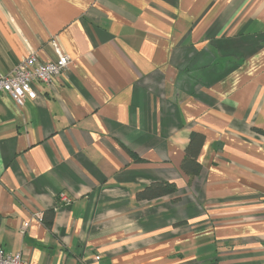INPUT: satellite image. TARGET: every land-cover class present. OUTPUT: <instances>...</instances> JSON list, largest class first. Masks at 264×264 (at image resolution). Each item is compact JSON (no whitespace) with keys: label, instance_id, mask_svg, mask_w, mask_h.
<instances>
[{"label":"crops","instance_id":"obj_1","mask_svg":"<svg viewBox=\"0 0 264 264\" xmlns=\"http://www.w3.org/2000/svg\"><path fill=\"white\" fill-rule=\"evenodd\" d=\"M53 41L67 70L22 107L0 93V247L264 264V0H0L1 75Z\"/></svg>","mask_w":264,"mask_h":264},{"label":"built area","instance_id":"obj_2","mask_svg":"<svg viewBox=\"0 0 264 264\" xmlns=\"http://www.w3.org/2000/svg\"><path fill=\"white\" fill-rule=\"evenodd\" d=\"M57 58L41 61L35 51L28 53L6 75L0 74V93L8 95L18 107L27 99L35 100L37 93L33 88L36 81L50 83L54 76L63 73L71 63L70 57L53 41ZM64 200L66 198L62 197ZM27 226V223H24ZM0 264H27L19 252L8 253L0 247Z\"/></svg>","mask_w":264,"mask_h":264},{"label":"trees","instance_id":"obj_3","mask_svg":"<svg viewBox=\"0 0 264 264\" xmlns=\"http://www.w3.org/2000/svg\"><path fill=\"white\" fill-rule=\"evenodd\" d=\"M261 132L264 134V131ZM198 169L199 164L197 162H194L193 168L191 169V174L197 173ZM176 190V184L174 182H153L141 188L136 193V197L139 199H155L164 195L174 194ZM49 213L52 216V214H54V211L50 210Z\"/></svg>","mask_w":264,"mask_h":264}]
</instances>
